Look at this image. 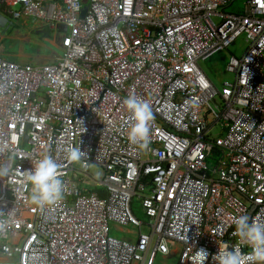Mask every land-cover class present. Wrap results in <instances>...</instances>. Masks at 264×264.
Masks as SVG:
<instances>
[{
  "label": "built area",
  "instance_id": "2783aa9c",
  "mask_svg": "<svg viewBox=\"0 0 264 264\" xmlns=\"http://www.w3.org/2000/svg\"><path fill=\"white\" fill-rule=\"evenodd\" d=\"M235 1L0 0L3 18L66 28L54 63L0 58V264H155L171 243L178 264L201 248L215 264L234 218L264 220V0L226 14ZM242 35L247 52L226 65L235 81L218 89L200 64ZM130 95L151 106L147 148L127 139ZM69 147L85 159L70 162ZM45 155L65 191L41 208L26 176ZM92 164L103 196L79 187ZM134 198L150 231L110 237L111 224L141 227Z\"/></svg>",
  "mask_w": 264,
  "mask_h": 264
},
{
  "label": "rangeland",
  "instance_id": "374dc122",
  "mask_svg": "<svg viewBox=\"0 0 264 264\" xmlns=\"http://www.w3.org/2000/svg\"><path fill=\"white\" fill-rule=\"evenodd\" d=\"M245 10V0H237L232 6L225 10L226 14L242 16ZM10 27L0 28V58L21 66L43 65L48 62L59 59L63 55V49L60 46V34L53 31L44 24L36 22L32 19L13 20L10 17L5 18ZM249 45L245 35L237 38L224 52L214 56L211 61L200 64V68L207 78L218 89L225 82L233 83L235 75L226 72L227 61L230 57L240 59L248 50ZM214 137H224L225 133L218 126L212 132ZM104 171L97 165H91L89 175H81L82 181L79 187L84 190L98 187V182L102 178ZM73 176V173H71ZM131 208L133 215L140 221L145 222V215L140 207V202L136 198L132 200ZM146 232L145 228L141 229ZM109 236L118 240L135 242L138 236V229L128 225L111 224ZM177 245L172 247L176 250ZM177 254L171 253L169 256L158 254L155 264H177Z\"/></svg>",
  "mask_w": 264,
  "mask_h": 264
},
{
  "label": "clouds",
  "instance_id": "9594fccd",
  "mask_svg": "<svg viewBox=\"0 0 264 264\" xmlns=\"http://www.w3.org/2000/svg\"><path fill=\"white\" fill-rule=\"evenodd\" d=\"M123 107L130 113L131 127L127 139L131 145L147 148L154 116L150 104L130 95L123 100ZM79 147L66 149V158L73 163L85 159ZM60 165L51 155L40 158L28 171L26 182L31 185L30 201L37 207L55 206L64 196V182ZM235 243L221 242L212 257L215 264H264V220L240 215L230 225ZM246 250V251H245ZM208 253L201 248L191 258V264H205Z\"/></svg>",
  "mask_w": 264,
  "mask_h": 264
},
{
  "label": "crops",
  "instance_id": "0c3cea01",
  "mask_svg": "<svg viewBox=\"0 0 264 264\" xmlns=\"http://www.w3.org/2000/svg\"><path fill=\"white\" fill-rule=\"evenodd\" d=\"M53 31H57L58 32V34H60V46H61V37H62V33H64L65 31H64V29H62L61 27H58L56 30H53ZM58 60V59H57ZM57 60H54V61H52V62H48V63H54L55 61H57ZM47 63V64H48ZM95 188H97V187H94V188H91L90 190H93V189H95ZM99 189V188H98ZM146 218V217H145ZM146 221H147V219H146ZM146 221L145 222H142L141 223V227L138 229V233H139V231L140 232H142L141 231V229L142 228H145L146 229V232H142V233H148L149 231H150V229H149V227H148V224L146 223ZM128 226V225H127ZM132 226V225H131ZM134 227V226H133ZM136 228V227H135ZM131 242V241H130ZM174 244H176V243H171V247H173L174 246ZM177 245V248H176V250H174L173 251V249H172V253L175 255V254H177V256H178V260H177V264H178V261H179V253H180V249H181V246L179 245V244H176Z\"/></svg>",
  "mask_w": 264,
  "mask_h": 264
},
{
  "label": "water",
  "instance_id": "95a60500",
  "mask_svg": "<svg viewBox=\"0 0 264 264\" xmlns=\"http://www.w3.org/2000/svg\"><path fill=\"white\" fill-rule=\"evenodd\" d=\"M85 12H86V8H83L82 12H81V16H84ZM8 27H10V25H8V21L5 18L0 16V28L5 29ZM64 31H66L65 27H64ZM26 140H27V138H26Z\"/></svg>",
  "mask_w": 264,
  "mask_h": 264
},
{
  "label": "trees",
  "instance_id": "16d2710c",
  "mask_svg": "<svg viewBox=\"0 0 264 264\" xmlns=\"http://www.w3.org/2000/svg\"><path fill=\"white\" fill-rule=\"evenodd\" d=\"M214 58V57H213ZM212 58V59H213ZM211 59V60H212ZM211 60H209V61H211ZM89 192H92V191H96L100 196H103L104 194H103V191L101 190V189H98V188H95V189H93V190H88Z\"/></svg>",
  "mask_w": 264,
  "mask_h": 264
}]
</instances>
